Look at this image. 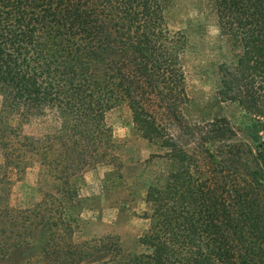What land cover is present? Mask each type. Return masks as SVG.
<instances>
[{
	"label": "trees",
	"instance_id": "1",
	"mask_svg": "<svg viewBox=\"0 0 264 264\" xmlns=\"http://www.w3.org/2000/svg\"><path fill=\"white\" fill-rule=\"evenodd\" d=\"M213 3L235 52L218 66L217 95L248 115L253 144L224 116H187L188 40L171 26L173 0H0L6 168L20 173L22 159L35 158L59 182V194L74 199L85 168L116 165L106 113L120 104L157 147L150 158L171 163L148 185L149 227L126 253L114 235L75 243L63 199L46 194L15 208L0 188V259L40 231L45 264H264V0ZM46 116L52 130L23 132Z\"/></svg>",
	"mask_w": 264,
	"mask_h": 264
},
{
	"label": "rangeland",
	"instance_id": "2",
	"mask_svg": "<svg viewBox=\"0 0 264 264\" xmlns=\"http://www.w3.org/2000/svg\"><path fill=\"white\" fill-rule=\"evenodd\" d=\"M213 1L173 0L171 26L183 30L188 40L183 58L189 94L185 111L192 120L224 116L240 130V137L253 144L255 131L246 132L247 126L252 125L248 115L236 103L221 101L217 95L218 66L231 60L235 52L219 32ZM51 118H33L23 125V132L39 135L52 130L55 123ZM12 121L15 123L16 118ZM106 121L117 145L116 165L99 163L85 168L76 179L74 199L59 194V182L35 158H23L20 173L6 168L1 149L0 188L6 190L9 206L15 208L32 207L46 194L63 199L64 217L75 243L114 235L126 253L138 249V239L149 227V219L143 217L147 210L146 189L156 179H163L171 163L164 158H150L158 149L134 127L126 104L108 111ZM42 239V232L37 231L30 246L0 259V264H45L38 252Z\"/></svg>",
	"mask_w": 264,
	"mask_h": 264
}]
</instances>
